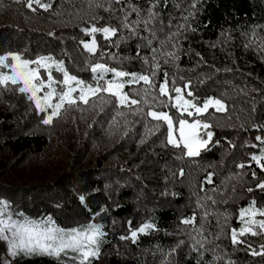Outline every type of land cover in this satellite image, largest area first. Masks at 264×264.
<instances>
[{"label": "trees", "instance_id": "16d2710c", "mask_svg": "<svg viewBox=\"0 0 264 264\" xmlns=\"http://www.w3.org/2000/svg\"><path fill=\"white\" fill-rule=\"evenodd\" d=\"M130 3L140 8L144 19L156 4L153 11L159 17L151 27L158 31L152 47L160 48L159 41L171 36L163 50L179 57L169 58L168 63L160 60L157 83L167 72L177 85L190 81L198 101L214 97L225 103V111L209 109L202 117L212 125L210 143L200 155L188 157L182 148L166 144V126L155 131L156 121L133 116L128 108H121L125 115L119 116L113 105L102 112L91 105L66 106L45 125L43 113L27 95L0 87V200L7 201L20 219L19 214L34 220L51 217L65 229L101 225L105 235L92 264H196L199 254L192 250V228L182 223L193 213L197 226L206 224L205 237L211 241L206 244L205 262L264 264V255H252V249L260 251L264 245V235L249 233L241 237L246 243L237 245L230 239V230L240 224L238 209L253 200L264 201V191L256 188L264 180V172L250 157V143L264 123V50L257 46L258 37H264V0ZM33 7L36 11L26 7L25 0H0V54L18 53L29 60L52 56L63 61L69 73L86 80L92 77L89 60L95 62L101 52L115 55L114 60L105 56L107 64L130 73L148 67L142 60L152 56L146 41L121 25L119 9L127 5H113L115 11H105L95 3L90 5L89 0H51L47 11ZM130 19H137L136 14ZM90 26L119 31L110 38L96 33L97 52L93 55L81 46V41L89 39L85 29ZM140 36L151 38L142 25ZM252 40L251 47H245ZM139 87H126L125 91ZM73 110L80 113L73 115ZM170 114L179 115L175 108ZM52 127L53 136L49 133ZM43 156L54 161L46 171L38 166ZM32 162L36 163L31 166ZM240 164L246 166L240 168ZM253 171L257 179H253ZM209 175L212 183H207ZM249 187L254 191L248 192ZM199 204L212 213L207 222L205 208ZM147 223L155 227L138 232L135 243L120 239ZM1 247L0 243L4 255ZM215 256L223 259L215 261ZM5 261L58 264L47 255L20 254ZM5 261L0 259V264Z\"/></svg>", "mask_w": 264, "mask_h": 264}, {"label": "snow or ice", "instance_id": "6c2138e0", "mask_svg": "<svg viewBox=\"0 0 264 264\" xmlns=\"http://www.w3.org/2000/svg\"><path fill=\"white\" fill-rule=\"evenodd\" d=\"M93 3L97 8H104L105 11H115L113 5H127L119 9L123 13L120 18L122 27L127 29L131 35L145 40V47H149L152 53L151 60L148 56L142 57L143 64L148 66L144 72L130 73L123 67L110 66L105 62V56L109 60H114L115 55L101 52L95 62L92 60L88 62V70L93 80V83H88L70 74L64 62L57 61L52 56H41L29 60L22 58L18 53L9 52L0 54V87L27 95V99L34 103L39 112L48 113L46 118L42 119L45 125L51 124L55 118H58L66 106L91 105L93 108L99 107L102 112L106 106L113 105L119 116L125 115L120 111L121 108H128L133 116L139 115L156 121L155 131L166 126L167 145L182 148L188 157L200 155L201 149L207 147L213 136L211 131H206L212 125L202 117L208 114L210 108H215L218 112L225 111L226 105L221 99L214 97L204 99L202 102L198 101L191 91L190 81L182 86L177 85L174 78L169 79L167 72L163 73L162 81L157 83V76L161 69L160 60L163 59L164 63H168L169 58L176 60L179 57L175 52L163 50L172 40L171 36L159 41L160 48L152 47L153 40L157 39L158 31L151 27L159 17V13L153 11L156 4L151 5L148 9V18L144 19L140 15V8L131 4L130 0H104L103 3L100 0H89L90 5ZM105 3L108 7H105ZM25 4L32 11H36L33 5L45 11L51 8V0L49 2L25 0ZM133 13L137 16L135 20L130 19ZM141 25L145 31L150 33L151 38L140 36ZM118 31L119 29L115 27L92 26L91 29H85V32L92 35L93 39L91 43H83V47L95 55L97 52L95 34L102 32L105 38H110L116 36ZM253 37H256L255 31H253ZM258 39L260 43L257 46L264 50V37H258ZM254 42L255 40L250 41L245 47H251ZM172 47L176 45L173 44ZM139 55L137 52L138 57ZM53 67L57 72L62 73V80H57L53 76ZM4 69L8 71H3ZM42 69L46 73V78L41 75ZM110 74L111 78H108ZM136 85H141V87L125 91L126 87L132 89ZM41 92L43 95H38ZM172 108L179 113L175 119L173 115H170ZM49 109L50 112H48ZM256 140L264 144V137L257 136ZM251 161L264 172V149L261 150L260 155L251 156ZM245 166V164H240L238 167L244 168ZM252 177L257 179L255 171L252 172ZM207 183H212L211 175L208 176ZM256 188L264 191V180H260ZM247 191L252 192L254 189L249 187ZM207 199L213 204L216 203L212 197H207ZM255 205L256 202L253 200L247 208H241L239 220L243 226L230 230L233 245L246 243L241 237L249 233L253 236L264 235V218H256L257 216L264 217V209L257 208ZM10 207L7 201L0 200V240L7 242L8 254L13 258L20 254L25 256L47 255L55 257L58 264H69L70 261H74L75 264H92V259L98 258L100 245L103 242L102 237L105 235L101 230V225L89 223L65 229L58 226L51 217L34 220L19 214L22 219H14ZM199 207L205 208L203 219L207 222L208 216L212 213L208 212L205 204H199ZM196 220V213H193L191 217L183 219L182 223L192 228V232L189 233L193 240L192 250L199 254L196 264H209L204 261V254L208 251L206 244L211 243L205 237L206 224L197 226ZM154 227L151 223L144 224L139 229L132 230L130 237L121 236L120 239H131L135 243L138 232L145 233L146 230ZM184 243L180 241V244ZM248 247L251 248V245ZM62 255L65 259L61 258ZM252 255H264V245L260 246V251L252 249ZM222 259L221 256L214 257L215 261ZM4 264H10V261H5ZM164 264L168 262L165 261ZM228 264L232 262L229 261Z\"/></svg>", "mask_w": 264, "mask_h": 264}, {"label": "rangeland", "instance_id": "374dc122", "mask_svg": "<svg viewBox=\"0 0 264 264\" xmlns=\"http://www.w3.org/2000/svg\"><path fill=\"white\" fill-rule=\"evenodd\" d=\"M91 27L92 26H90L88 29H91ZM103 27H109V26H103ZM97 28H102V27H97ZM98 33H100L101 34V36H102V38H105L104 37V35H103V33L102 32H98ZM92 39H93V36L92 35H89V39H87V40H84V41H81V46L83 47V43H91V41H92ZM95 40H96V43H97V38H96V36H95ZM98 44V43H97ZM84 48V47H83ZM86 50V49H85ZM55 59V58H54ZM55 60H57V59H55ZM58 61V60H57ZM3 71H8L7 69H4ZM52 72H53V76L57 79V80H62V73H59V72H57L56 70H55V68L53 67V69H52ZM71 74V73H70ZM41 75L42 76H45V78H46V73H45V71L42 69L41 70ZM73 75V74H72ZM78 77V76H77ZM78 78H80V79H83V78H81V77H78ZM108 78H111V74L109 75V77ZM83 80H85L86 82H88V83H93V80H92V77L91 78H89L88 80H86V79H83ZM57 87H59V85H57ZM38 95H43V92H41V93H38ZM209 98V97H208ZM207 99V98H206ZM54 102H55V100H54ZM34 104V103H33ZM35 106V105H34ZM210 109H213V110H215V108H210ZM38 111V110H37ZM51 110L49 109L48 110V112H50ZM39 112V111H38ZM63 112V110L61 111V113ZM98 111H96V113H97ZM220 112H222V111H220ZM41 113H43V118H46V116H47V112H41ZM80 112L78 111V110H73L72 111V114L73 115H77V114H79ZM171 115V114H170ZM83 116V113H82V115H80V117L78 118V120L79 119H81V117ZM179 116V115H178ZM178 116H176V117H178ZM185 116H186V114H185ZM174 117V116H173ZM176 117H174V119L176 118ZM187 118V117H186ZM189 120H191V118H188ZM66 124H68V126L69 125H72V123L71 122H67ZM77 125V124H76ZM76 125H75V128H76ZM261 129H262V132H260V133H258L257 135H256V137L257 136H260V137H264V123H263V125H262V127H261ZM206 131H210L209 129H207ZM52 132H54L55 133V128L54 127H52L51 129H49V133H50V135L51 136H53L52 135ZM202 135H203V133H202ZM256 137H255V140L253 141V142H251L250 143V145H251V147H252V150H251V154H250V157L251 156H253V155H260L261 154V150L262 149H264V144H262L260 141H258V140H256ZM55 138V137H54ZM53 143V142H52ZM210 143V142H209ZM208 143V144H209ZM54 144H58L57 142H55L54 141ZM54 144H52V150L51 151H53L54 153H55V151L54 150H56V147L54 146ZM51 151H50V153H51ZM52 156V154L50 155V157ZM50 157L49 158H46V157H41V160H40V162L41 163H38V166H39V168H41L43 171H46V170H49L51 167H52V164H53V162L54 161H51V159H50ZM57 159H59V158H57ZM30 162H31V160H30ZM34 163H36V162H32L31 163V166H33V164ZM25 170V169H24ZM49 176H51V175H48V177ZM255 202H256V207L257 208H261V209H264V201H260V202H257L256 200H254ZM250 204V203H249ZM249 204L248 205H246V206H243V207H240L239 209H238V217H239V212H240V210H241V208H247L248 206H249ZM13 218L14 219H20L19 218V216L17 215V214H13ZM257 219H261V218H264V217H259V216H257L256 217ZM240 221V220H239ZM243 225L240 223L239 224V226L236 228V229H239L240 227H242ZM131 234V233H130ZM0 243L2 244V247H1V251H4V255H2V253H0V259L1 260H3V261H5V260H12L13 259V257L12 256H10L9 254H8V245H7V242H5V241H3V240H0ZM63 256V255H62Z\"/></svg>", "mask_w": 264, "mask_h": 264}]
</instances>
